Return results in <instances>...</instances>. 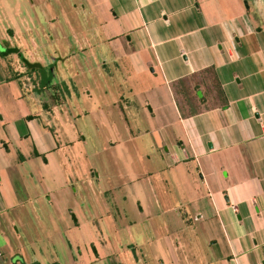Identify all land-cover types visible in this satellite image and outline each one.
I'll use <instances>...</instances> for the list:
<instances>
[{
	"label": "crops",
	"instance_id": "1",
	"mask_svg": "<svg viewBox=\"0 0 264 264\" xmlns=\"http://www.w3.org/2000/svg\"><path fill=\"white\" fill-rule=\"evenodd\" d=\"M101 2L103 21L76 49L122 74L101 72L93 109L76 115L59 81L38 75L53 66L65 83L66 55L29 58L19 46L40 48L31 30L0 14V264H264V0ZM20 57L36 89L22 87ZM25 160L59 170L41 176L47 200L25 187ZM71 207L63 252L25 243L42 241L28 233L36 209Z\"/></svg>",
	"mask_w": 264,
	"mask_h": 264
},
{
	"label": "rangeland",
	"instance_id": "2",
	"mask_svg": "<svg viewBox=\"0 0 264 264\" xmlns=\"http://www.w3.org/2000/svg\"><path fill=\"white\" fill-rule=\"evenodd\" d=\"M99 1L100 8L96 10V8H93L91 0H0V14L13 23L19 32H22L25 29H30L33 38H35L36 43L40 47L33 49L31 46L23 48V46L20 45V52H23L29 58H43L44 56H48V54L43 51L48 52L49 50L50 53L56 51L57 55L54 53L56 60L58 54L61 55V58L64 57L63 54L66 55L67 60L63 64L64 66H59V69L62 68L63 70L62 76L65 77V83H60V76L55 73L53 66L48 69H50L52 73L51 81H54V83H56V79L59 81L58 88L60 90V96H63L67 109L71 110L74 115H76L78 107L88 110L93 109L92 101L87 100L86 92L87 90H91L94 96L95 90L92 87V83L95 82L96 79H102V77H100L101 72L105 75L108 71H114L115 75L122 74L121 71H116L115 66L110 65L107 67L101 66L99 70V66L97 68L95 64L91 62L92 57L90 56L89 49L86 48L82 51L76 49V46H79V44L81 45V42L85 39L84 33L86 34V37L88 36L87 33L89 34L91 25H95V23L99 24L104 19V12L106 11V9H104L105 4L101 2L102 0ZM82 5H85V7L82 8ZM15 57L17 58V56ZM75 61H78L80 64L76 65ZM59 64L61 65L62 63ZM28 75L32 78L30 73H28ZM203 76L208 82H212L209 73L203 74ZM35 77V80L32 78V85L36 89L39 84H36L37 76ZM187 83L189 85L192 84L190 80ZM121 90L126 91L124 84L121 85ZM108 92L109 98L115 99L117 91L114 90L112 85L108 89ZM208 94L209 92L207 88H205L204 95L206 98ZM209 102L212 104L215 100L210 99ZM76 118L80 123H83V121L86 122V127L84 128L88 135H90L93 129L96 128L92 117L86 116L84 120L79 117ZM155 122L156 121L151 120V125L155 124ZM101 134L102 136L107 134V130L104 128ZM22 168L24 175L26 174L24 176V185L27 188L29 186L32 196L41 193L42 199L47 200L48 196L46 190L49 187L47 186L48 183L45 184L46 180L42 179L41 176L44 175L51 178L52 176L59 175V170L53 166H40L37 163L34 164V162L28 160L23 162ZM49 181L52 180L50 179ZM19 186L21 188L23 184L20 183ZM68 201L69 200L66 199L63 203ZM74 203H72V205ZM45 205L46 204H44V206ZM39 206L40 205H38V207ZM71 209L72 212L70 213H62V211H60L63 215L60 213L55 214L51 209L42 210V213L36 209L35 213L41 215H38V219L37 215L28 219V233L32 235V238L39 236L42 241H37V243L35 241H25V243L35 252H38L39 250L46 251L45 255H49L53 248L57 247H61L59 249L63 252L61 241L65 236L70 235V233L74 231V225L70 218H72L73 214L77 215L74 208L71 207ZM66 212L68 211L66 210ZM57 216L61 218V220H58ZM18 229L23 233L24 228L18 225ZM60 260L63 264L66 261L68 262V259H65L64 257ZM156 263L163 264L164 261L161 260Z\"/></svg>",
	"mask_w": 264,
	"mask_h": 264
},
{
	"label": "trees",
	"instance_id": "3",
	"mask_svg": "<svg viewBox=\"0 0 264 264\" xmlns=\"http://www.w3.org/2000/svg\"><path fill=\"white\" fill-rule=\"evenodd\" d=\"M16 50L17 49L15 47H12V48L6 50V54L11 53V52H16ZM0 54H3V53L0 52ZM20 59L22 60L23 65L26 67V72L31 73V71L33 69V68H31L32 63L28 62L26 59H24V57H20ZM49 67L50 66L46 67V69H44L42 67H39L38 68V72H39L38 75L40 76V84L42 86L48 85L51 82V80H52V77H51L52 73H51V70L48 69ZM206 73H209L210 74L209 69L206 70ZM41 79H42V81H41ZM198 88H199V85L197 83H194L192 89H198ZM182 92L185 93V94L188 93L185 90H183ZM220 94H221V92H220V90H218V96H220ZM195 98H197V95H195V94L192 95V97L188 96L189 102H190L191 99H195ZM198 100L201 101V102H203V101H205V97L204 96H201L200 98H198Z\"/></svg>",
	"mask_w": 264,
	"mask_h": 264
},
{
	"label": "built area",
	"instance_id": "4",
	"mask_svg": "<svg viewBox=\"0 0 264 264\" xmlns=\"http://www.w3.org/2000/svg\"><path fill=\"white\" fill-rule=\"evenodd\" d=\"M21 84H22V87L24 88H29L30 86L32 87H30L29 89L34 88V86L32 85V78L25 71L22 73V76H21Z\"/></svg>",
	"mask_w": 264,
	"mask_h": 264
},
{
	"label": "water",
	"instance_id": "5",
	"mask_svg": "<svg viewBox=\"0 0 264 264\" xmlns=\"http://www.w3.org/2000/svg\"><path fill=\"white\" fill-rule=\"evenodd\" d=\"M197 94L200 96L201 95L200 91H197Z\"/></svg>",
	"mask_w": 264,
	"mask_h": 264
}]
</instances>
